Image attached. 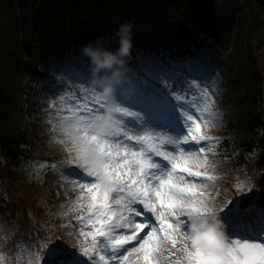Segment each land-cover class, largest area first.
I'll return each mask as SVG.
<instances>
[{"label": "trees", "instance_id": "1", "mask_svg": "<svg viewBox=\"0 0 264 264\" xmlns=\"http://www.w3.org/2000/svg\"><path fill=\"white\" fill-rule=\"evenodd\" d=\"M224 7L229 9L223 10ZM106 10L117 12L118 22H122L124 13L146 14L145 25L134 27L136 30H157L176 19L218 35V43L234 57L233 63L246 81L256 125L264 132V77L258 66L260 60L253 58L255 49L246 39L247 27L264 26V0H230L221 4L208 0H0V115L9 116L7 120L18 127V134L0 127V151L6 154L0 162L6 172L10 171L13 181L22 186L20 177L30 157L25 106L31 91L22 86L24 74H15V69L23 68V72L32 74L34 62H45L56 47L98 33L106 24L102 19ZM235 22L243 25L231 38L233 46L227 42L231 37L229 28ZM144 41L157 55L174 47L165 40ZM255 127L251 137L239 143L244 155L258 149L264 140V134L259 137L253 131Z\"/></svg>", "mask_w": 264, "mask_h": 264}, {"label": "snow or ice", "instance_id": "2", "mask_svg": "<svg viewBox=\"0 0 264 264\" xmlns=\"http://www.w3.org/2000/svg\"><path fill=\"white\" fill-rule=\"evenodd\" d=\"M190 63H195V61H190ZM92 75V73L90 74ZM164 79L162 72L154 73L152 71H145V75L140 77V94L138 97L134 98L131 101H126L120 93L117 91L116 101H117V112L116 114H128L131 113L128 109L122 108L119 105L124 103H131L134 107H139L142 112L148 117L145 124L149 126L154 125L156 128L165 129L169 132H173L171 129V124L168 116L170 110H174L175 113H178L181 121V110L187 111L188 106L184 103H174L172 96L169 95V92L166 89V86H162V81ZM83 87V85H81ZM91 88V83H90ZM87 91V89H85ZM95 95L94 103L96 107L83 109L84 114L79 115L80 109L77 110L78 119H77V130L80 131L85 137L88 143H91L95 146L98 153L104 157V163L102 167L95 168L92 171H86V164H82L80 161L86 159L84 154H80L73 158L70 162L73 166L72 174L75 175L74 169H84L88 177L95 178L100 183H82L80 186L85 188L88 193L92 194V201H96V193L106 184V189L103 193L104 203L103 207L108 209V211L101 213V217L97 218L95 223L100 224L101 226H107L108 232L103 230V227L95 228V231L91 233L94 240L97 237L103 238L99 243L107 242L110 245L111 259L118 260L120 250L124 248L125 245L129 244L130 241H137L140 243V249L145 250V260H149V255L147 250L151 248L152 241L157 239L155 233L157 232L156 228H152L150 223L147 222H137V218L141 217L143 212L147 210L149 213L157 214V220H160L162 225H166L163 228L166 238L171 240L173 247L177 243L182 244V251L185 254V259L188 260L189 264H264V241L259 243L249 242L248 240L241 241L237 240L233 242H227L226 244L221 242H214L211 245L201 246L198 245L196 241H192L191 248L189 247V236L188 231H183L186 229L191 219L197 216L206 215L209 213H215L213 208L210 207L203 199L198 200H189L185 193H190L195 195L194 187H178L176 184H173L172 174L177 168H181L179 163H176V157L165 149L169 144L173 146L174 151L180 153V157L184 158L185 149L182 147L183 144L189 142V138L192 142H198L202 140L209 139L204 135H193L191 128L188 129V134L183 135L181 140V135H175L174 138L165 140L159 147L152 146L148 149L150 153H154L156 156L161 157L163 160L171 163V170L162 171L160 176H157L155 172L152 173V179L159 182V187H152L149 189V186L146 182V177L148 176L147 170L160 169L161 165L152 161L150 158L146 157L145 152H121L118 148L113 147L109 143V138L115 137L121 133L127 136L128 139H132L130 135L124 132L123 127L121 126L124 121L121 116L116 115V125L109 132L96 135L89 131V125H91L95 119L103 112L104 106L107 103L106 100L100 98L97 94V91H93ZM164 101L165 103H161ZM66 119H71L67 117ZM187 121H192V116L188 115L186 117ZM196 131L199 132V125H196ZM138 143H142L143 140L147 137H135ZM204 154V148H200L199 152H190V158L193 160H198L199 156ZM129 156L136 158V166L139 169L135 173L136 176L140 179H132V176L129 175L127 180L125 175L129 170V165L131 161ZM119 157V162L113 163V161ZM183 172H187L188 176L201 177L205 176L207 179H212L207 173H202L200 171H192L191 168L185 166L181 168ZM167 176V179L164 176ZM181 179H183L181 177ZM167 188L168 192L163 191ZM175 190V191H174ZM110 191H119L121 193L126 192V196H121L117 199L116 203L122 205V211L119 217V220L113 221V215H110L111 209L108 204V195ZM154 191L155 196L159 198V203L161 205L165 204V200L168 201L167 209L171 210L169 215L175 217V226L172 223H169L167 220L162 218V214L159 213V209L154 203L151 202V194ZM202 195V194H201ZM137 204L141 207L137 208ZM91 205L89 211L92 210ZM251 209H246L250 211ZM238 211V209H237ZM124 212L127 215H124ZM261 219H264V210L259 212ZM187 219V223L184 222V219ZM78 219H80L78 217ZM120 221H124L121 223ZM90 223H93L91 220ZM95 223L93 227H95ZM151 228V231L147 232V239L140 233ZM130 231V235H121L119 238H114L111 233L115 231ZM175 234L179 239L173 238L172 234ZM83 235H88L87 233H82ZM97 246L96 243L92 245V248L84 247L82 249L84 256L89 258V261L94 260L95 258L91 255V251ZM48 253H52L54 256H63V249L58 246L52 245L48 248ZM175 255V253H172ZM126 258V257H125ZM100 260H105L104 255H100ZM89 261H85L84 264H89ZM75 264L77 262L75 261Z\"/></svg>", "mask_w": 264, "mask_h": 264}, {"label": "rangeland", "instance_id": "3", "mask_svg": "<svg viewBox=\"0 0 264 264\" xmlns=\"http://www.w3.org/2000/svg\"><path fill=\"white\" fill-rule=\"evenodd\" d=\"M118 44V43H117ZM208 48V47H207ZM202 49H200L201 51ZM206 51V48H205ZM139 73L141 75H145V71H152L154 73L160 72L162 68V73L164 76V81H162V86H166L167 91L169 92V95L172 96L174 103H184L186 101L182 100L179 96H177L171 89V84L174 82L177 84V82L182 83V86L184 88V96H187L189 93L191 87L193 85H198L202 83L201 78L203 76V73L199 70L200 67L205 66V62H202V60H198L194 64L197 66V70L199 71L198 76L196 77L192 75V80L190 83H186L181 76L178 74L177 70H167L165 69L164 65L159 64L157 62H154L152 59H148L146 57L139 58ZM150 65L155 66L157 68V71L153 70ZM194 65V66H195ZM209 71V68H207V73ZM127 73H129L127 71ZM188 84L189 86H186ZM138 90L141 89L140 82H136ZM175 86V85H173ZM225 90L224 96L221 97V99L217 102V113L218 115L215 117V119L210 122L209 124L199 125V132L196 131V124L195 120L192 119L191 122L187 121L186 118L183 119L184 124H188L191 126L192 134L193 135H200L201 133L205 136H207L209 139L202 140V144L200 145L201 148H204V154L205 156H199L198 160H193L190 158L189 153L190 152H196L193 150H186L185 149V155L184 158H176V162L181 161L182 165L181 168L187 166L192 169V171H200L202 173H207L212 177V179H207L205 176H201L200 180H197L198 182H195V180L198 178L196 176H188L187 172H183L180 169L181 175L174 177L173 176V184H176L178 187H194V193H185V195L190 198L192 196L199 197L201 194L198 192V189H204L205 193L209 190L212 194L211 198L205 200V203H207L210 207L215 209H219L218 212H221L222 208H226L225 203L228 202L231 198H237L236 194L249 196V198L253 199V195L250 194V185L242 184L239 185V188L237 190H233L230 187V179H236L237 181H241L244 178V175L242 171L238 168L233 166L232 162L227 157V150L226 152H223L222 150L216 151L214 150L215 146H219L222 144V137L219 135L221 131H224L228 126L229 129L226 130L229 134L228 140L229 142L234 141L235 139H238L240 137L244 138L245 131L248 128L251 120L250 110L247 107L246 103L244 102L243 94L237 89V84H231L228 83L227 86H222ZM38 89H40V95L42 97L47 98L50 101H54L58 103V110L56 107H53V113L46 116L41 117V119L35 120L32 124L31 130H32V140L41 147L42 151L44 153L48 152V148H52L55 157L56 158H62L63 156H66L68 158L66 163H62L61 166L56 169L54 172L51 173H45L43 171L42 166H32L30 168V172H34L35 174H45V181H44V188L47 193V203L44 202L45 206L51 213L53 214H71L75 212L78 208L85 205L87 202H89V208L91 205H95L96 201H92L91 194L86 191L85 188H82L80 185L82 183L91 182L87 176V173L84 169H74L75 173L78 175V177L73 176V166L71 165V161L74 157H76V152L71 148L69 143L64 139L63 135L56 130L55 132L50 134V131L52 132L51 128L54 127L53 125L60 124L63 122L64 118H67L66 113L71 111L74 113H77V110L80 109L83 111V108L81 105H78L74 103L66 92H62L59 90L54 89L49 81L44 82V84L38 85ZM45 92H48L50 95L47 96ZM91 98L95 100V97L91 94L88 95ZM209 104H212L213 97L212 94H209L208 96ZM67 103L69 105L66 106L64 103ZM205 101H202V104H204ZM163 103H165L163 101ZM120 106V105H119ZM215 106V105H214ZM79 112V115H83ZM69 117L73 118V115H70ZM78 119V118H77ZM77 119H74L77 122ZM217 135L219 137H217ZM143 135L142 137H144ZM216 136V139H213V137ZM244 136V137H243ZM173 138V135H172ZM199 142H196L199 145ZM48 146V147H47ZM184 147V145H182ZM122 153L127 152L126 150L122 149L121 146H117ZM232 155V154H231ZM43 162H47L46 157H41ZM257 158V157H256ZM256 158L254 160H256ZM119 157H117L114 161L118 160ZM113 161V162H114ZM258 161L261 163V165H264V154H262ZM131 169L133 171L128 170L127 174L125 175V179L127 180L128 176L132 173H136L139 171V169L136 166V159L131 161ZM65 169L67 171L66 175H62L61 173L65 174ZM59 170V173H58ZM248 170H250V167H248ZM131 172L130 174H128ZM184 175V176H182ZM56 176V177H55ZM55 177V178H54ZM181 177L183 179H181ZM191 177H194L192 179ZM176 178V179H175ZM59 179V180H58ZM205 184H201V181ZM150 181L154 182V187H159V182L152 179V174L150 175ZM252 187H261L262 191L261 194L264 197V173L261 174L255 179L254 184ZM163 191L168 192V189L165 188ZM175 191V190H174ZM126 192H119V191H111L109 192V197L113 201H117L121 196H126ZM256 197H258V192L256 193ZM88 198V199H87ZM224 199V200H223ZM13 201V198H12ZM152 201L156 205V207L159 209L158 214H162V218L164 220H167L169 223H172L171 219L168 216L167 211L165 210V207H167L168 201L165 200V204L161 205L159 203V198L156 199L153 197ZM111 202V200H110ZM1 205V203H0ZM264 205V203H263ZM254 207L257 208V206L254 204ZM89 208L84 211L88 212ZM92 212L88 215H84L82 213L80 216H74L71 220H68L72 223H78L79 227L73 228L72 225H69L68 227L62 228L58 233L55 234V236L58 239V242L61 245V249H63V253L67 255V257L70 260L76 261L78 264H84L85 261H89V258L84 256L82 249L84 247L92 248L93 245V236L91 235V230L89 232H85L81 229V224L83 223V220H86L87 224H91L89 221L92 222L96 220V211L94 210V207H92ZM1 212V211H0ZM218 212H215L217 214ZM157 214H154L155 219ZM78 217L80 219H78ZM233 219L232 217H230ZM160 222V229L161 232L166 225H162ZM173 224V223H172ZM174 225V224H173ZM49 227L50 232L49 236L51 238L53 231L56 230V226L52 222H48L45 224V228ZM66 231V232H64ZM52 232V233H51ZM82 233H87L88 235H83ZM173 238L179 239L174 233L172 234ZM38 238L39 233L33 231L32 234L29 236V239L32 237ZM264 241V240H263ZM156 244H154V249L157 251V257H160L159 264H189L188 260L185 259V254L180 251V249L183 247L182 244L177 243L175 247H173L171 240L166 238L165 232L164 235H160L159 239L154 241ZM243 241H241L242 243ZM189 244V247L191 248V243L187 242ZM58 243L50 241L48 248H50L52 245L57 246ZM160 245V246H159ZM132 250H135V248H132ZM139 252V250H135V253ZM140 252H143L140 251ZM134 253V255H135ZM172 253H175L173 255ZM63 254V255H64ZM138 254V253H137ZM91 255L95 258L92 261H89V264H104L105 261L100 260V255L95 252L93 249L91 251ZM131 253H127L125 257L123 258L121 264H139L137 262H134L132 259L130 260V257L134 256ZM20 264H30L34 259H36L35 252L31 248V246L27 244H22V247L20 249ZM63 258L61 256H53L52 253H47L46 256V264H54L61 262ZM39 264V263H35ZM112 264H114L112 262ZM142 264V263H141Z\"/></svg>", "mask_w": 264, "mask_h": 264}, {"label": "clouds", "instance_id": "4", "mask_svg": "<svg viewBox=\"0 0 264 264\" xmlns=\"http://www.w3.org/2000/svg\"><path fill=\"white\" fill-rule=\"evenodd\" d=\"M118 47L110 49L104 46L105 38L97 37L95 42L89 41L81 46V54L88 57L93 67L91 88L97 91L100 98L107 101L103 112L89 125V131L100 135L109 132L115 127L117 103L116 88L125 79L127 72V58L130 57L133 41V23L125 21L116 29ZM77 122L67 119L58 126V131L76 152V156L84 154L86 159L80 162L86 164V171L102 167L104 157L96 150L95 146L88 143L83 134L77 130ZM189 242L196 241L198 245H211L214 242L226 244L228 236L226 224L215 213L197 216L188 224Z\"/></svg>", "mask_w": 264, "mask_h": 264}, {"label": "bare ground", "instance_id": "5", "mask_svg": "<svg viewBox=\"0 0 264 264\" xmlns=\"http://www.w3.org/2000/svg\"><path fill=\"white\" fill-rule=\"evenodd\" d=\"M73 176L78 177L77 174ZM151 244H153V241L151 242ZM148 255H149V260H144L143 264H159L160 257H157L155 251H150Z\"/></svg>", "mask_w": 264, "mask_h": 264}]
</instances>
